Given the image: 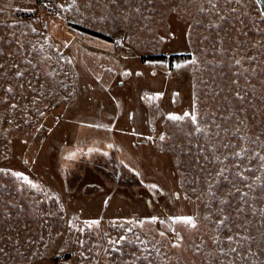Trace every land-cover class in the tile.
<instances>
[{
    "label": "rangeland",
    "instance_id": "374dc122",
    "mask_svg": "<svg viewBox=\"0 0 264 264\" xmlns=\"http://www.w3.org/2000/svg\"><path fill=\"white\" fill-rule=\"evenodd\" d=\"M259 12L0 0V264H264Z\"/></svg>",
    "mask_w": 264,
    "mask_h": 264
},
{
    "label": "snow or ice",
    "instance_id": "6c2138e0",
    "mask_svg": "<svg viewBox=\"0 0 264 264\" xmlns=\"http://www.w3.org/2000/svg\"><path fill=\"white\" fill-rule=\"evenodd\" d=\"M236 2L237 3H240L241 2V0H236ZM253 59H254V57H253ZM236 63H240V61H237ZM241 99H242V97H241ZM171 119H180V117H176V116H173V117H170ZM192 121L193 122H195L196 121V117L195 116H193L192 117ZM161 139H163V137H161ZM242 151H244V150H242ZM236 155L237 156H239L240 155V153H236ZM257 155H259V154H257ZM262 160H264V156H261L260 157ZM14 175H17V176H19L20 174L19 173H16V174H14ZM179 221H181V222H183V223H185V224H188V225H190V226H195L194 225V222H193V220H192V218H190V217H181V218H177Z\"/></svg>",
    "mask_w": 264,
    "mask_h": 264
},
{
    "label": "trees",
    "instance_id": "16d2710c",
    "mask_svg": "<svg viewBox=\"0 0 264 264\" xmlns=\"http://www.w3.org/2000/svg\"><path fill=\"white\" fill-rule=\"evenodd\" d=\"M80 31H83V32H85V33H87V34H90V35H92V36H95V37H98V38H103V39H105L104 38V34L102 35V33H99V32H94V31H91V30H88V29H85V28H78ZM107 40V39H106ZM109 40V39H108ZM109 41H111V40H109ZM117 53V57H119L120 59H121V61L123 60V56H122V54H120V52H116ZM145 57L144 56H141V59H144ZM163 58V57H162ZM161 58V59H162ZM158 59H160V58H158ZM163 60H165V59H163ZM124 62V61H123ZM125 63V62H124ZM134 64H136V63H134ZM129 66H131V63H130V65ZM128 72H130V68H128ZM126 82H121L120 83V86L119 87H122V86H124V84H125Z\"/></svg>",
    "mask_w": 264,
    "mask_h": 264
},
{
    "label": "built area",
    "instance_id": "2783aa9c",
    "mask_svg": "<svg viewBox=\"0 0 264 264\" xmlns=\"http://www.w3.org/2000/svg\"><path fill=\"white\" fill-rule=\"evenodd\" d=\"M52 4L50 1H46L43 7H41V11L43 12V16L47 18H51L56 14V10L52 8Z\"/></svg>",
    "mask_w": 264,
    "mask_h": 264
},
{
    "label": "water",
    "instance_id": "95a60500",
    "mask_svg": "<svg viewBox=\"0 0 264 264\" xmlns=\"http://www.w3.org/2000/svg\"><path fill=\"white\" fill-rule=\"evenodd\" d=\"M255 2L257 3V7L260 11L259 13H261L264 19V0H255Z\"/></svg>",
    "mask_w": 264,
    "mask_h": 264
},
{
    "label": "flooded vegetation",
    "instance_id": "af4514ba",
    "mask_svg": "<svg viewBox=\"0 0 264 264\" xmlns=\"http://www.w3.org/2000/svg\"><path fill=\"white\" fill-rule=\"evenodd\" d=\"M172 49H173V47H171ZM170 57H172L173 58V53L172 52H170L169 53V56L168 57H166L167 59H170ZM166 58H162V59H166ZM174 59V58H173Z\"/></svg>",
    "mask_w": 264,
    "mask_h": 264
}]
</instances>
